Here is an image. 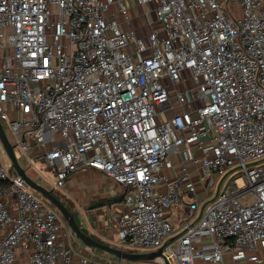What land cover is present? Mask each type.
<instances>
[{
  "label": "built area",
  "instance_id": "built-area-1",
  "mask_svg": "<svg viewBox=\"0 0 264 264\" xmlns=\"http://www.w3.org/2000/svg\"><path fill=\"white\" fill-rule=\"evenodd\" d=\"M131 2L160 26L137 32ZM1 120L54 189L83 168L122 186L119 249L264 264V0H0ZM171 149L207 185L183 166L157 191ZM182 194L192 198L174 226L166 213ZM63 229L0 158V264H129L75 247Z\"/></svg>",
  "mask_w": 264,
  "mask_h": 264
},
{
  "label": "crops",
  "instance_id": "crops-1",
  "mask_svg": "<svg viewBox=\"0 0 264 264\" xmlns=\"http://www.w3.org/2000/svg\"><path fill=\"white\" fill-rule=\"evenodd\" d=\"M38 152V149L33 147L31 149V155H34ZM166 160H169L171 165L166 163L163 165L161 173L165 177L156 187V190L159 192H165L167 189V183L170 182L174 177L182 173V167L185 166L186 170L189 172L190 177L193 181L198 183V172L196 165L193 163H182L178 153H175L171 149L168 153ZM39 179V178H38ZM37 179V180H38ZM69 185L66 189L72 191L75 197L74 204L77 205L76 209L73 212H76L78 207L82 209L79 215L80 224L78 223L81 230L97 239L98 241L110 245L112 247L119 248L118 246V237L116 235V224H115V215L122 210V186L115 183L110 177L106 174L97 171L92 168H83L75 172L65 181ZM200 189V187H197ZM118 196H121V200L113 202L104 203L100 208H91L89 210V205L100 199H113ZM200 197V194H198ZM192 197L188 195H181V200L178 204L173 205L166 213V218L174 225L177 226L183 219L186 211L187 204L191 201ZM72 210V209H71ZM81 225V226H80ZM71 231V230H70ZM72 232V231H71ZM63 229V233L71 244L75 247H83L84 245L78 239L75 240L72 237V233ZM0 230V237H1ZM79 241V242H78ZM117 244L116 245H114ZM94 249V248H93ZM101 257L100 255L96 254ZM21 256H19L20 258ZM105 258V257H101ZM106 259V258H105ZM112 259V258H111ZM156 264H159L157 261H153ZM15 264H23L18 260Z\"/></svg>",
  "mask_w": 264,
  "mask_h": 264
},
{
  "label": "rangeland",
  "instance_id": "rangeland-1",
  "mask_svg": "<svg viewBox=\"0 0 264 264\" xmlns=\"http://www.w3.org/2000/svg\"><path fill=\"white\" fill-rule=\"evenodd\" d=\"M130 4L132 6L130 14L132 16H135L134 19H133V25L136 26L137 32H140L141 35H145L151 30V28H150V26L148 24L149 20L152 22V25L154 27H159L160 26V24L156 21V18H155V15H154L153 11H150L149 15L147 16V12L145 14V6H138L137 4H134V2H131ZM147 7L150 8L149 4L147 5ZM137 14H138V18L136 17ZM114 17H115V19H117L119 21L122 18V16L119 15V14H116ZM121 26L124 27L123 25H121ZM145 42H147L146 39H145ZM184 85L185 86H189V87L192 88V84H191L190 81L184 82ZM192 92H194V88H192ZM4 107L7 109V111L10 113L11 116H14V111H13V109H12L10 104L4 103ZM169 113L170 112H168L167 114H169ZM1 124H2L3 130H4V132H5L6 136H7L10 144L14 145L15 144V139H14V137L12 135L11 130L9 129V127L7 126V124L3 120H1ZM13 151H14V154L16 156V159H17L19 165L25 170V172L27 173L28 176H30L31 178L36 179V180L40 177L41 179H38V181L42 185H44V187H46L47 189L52 190V192L58 198H60L61 201L66 206L71 208L73 211L76 209L77 205L74 204L75 197H74L72 191H68V189H66L67 186H69L67 183L65 185V189L66 190H64L63 188L61 189L62 191L59 190V189H54L53 188V182H54L55 178H54V176L52 174V171L47 170V167H46V165L43 162L35 161L34 165H31L29 162L25 163V162H23V158L25 156L24 153H22L16 146H14ZM0 158H1V161H2V163L4 165V167L7 170H10L11 162H10V160H9V158H8V156H7V154H6V152H5V150H4V148H3L1 143H0ZM228 179H229V177L221 182L220 188L223 186V184ZM208 181H209L208 177L202 178L200 181L198 180V186L200 188H203L205 185H207ZM236 183H237L238 186H242L244 184L243 178L238 175L236 177ZM64 191H65V193H64ZM35 194L38 195L37 192H35ZM212 196H213V194L211 193V195L209 197H206L205 199H208V198L210 199V198H212ZM241 199L245 200V202L248 203V202H250L252 200V196L249 194V195H246V196L242 197ZM89 210H92V209H89ZM81 211H82V209H80L78 207L77 211L74 212V216H75V218L77 220V223H79V224H80V219H79V215L78 214H80ZM63 221H64V219H63ZM64 230H65V232H67V231L71 232L65 221H64ZM72 237L75 240H77V238L74 236L73 233H72ZM114 245L117 246V244H115V243H114ZM126 250H129V251L134 252V253H146V252L152 251L153 249L152 248H141V247L133 248L132 247V248H126ZM93 252L95 254L100 255L101 257H105L106 259H109V260H111V258L114 259V257H112L113 255H111L109 253H106V252H104V251H102L100 249L94 248ZM124 261H126V260H124ZM126 262H128L129 264H156L153 261H140V262H135V263L129 262V261H126Z\"/></svg>",
  "mask_w": 264,
  "mask_h": 264
},
{
  "label": "water",
  "instance_id": "water-1",
  "mask_svg": "<svg viewBox=\"0 0 264 264\" xmlns=\"http://www.w3.org/2000/svg\"><path fill=\"white\" fill-rule=\"evenodd\" d=\"M0 143L2 144L10 162L14 169V171L40 196L53 205L56 210L60 213L61 217L66 222L68 228L73 232L74 236L81 241L84 245L89 246L91 248L100 249L106 253L114 255L118 259L126 260L129 262H140V261H155L157 257H161L163 260V264H169L168 260L162 253V247H159L155 251H149L146 253H133L127 252L122 249L112 247L110 245L104 244L97 239L85 234L79 225L77 224L74 216L68 210L66 205L56 197L50 189H47L42 185L38 180L31 178L27 175L25 170L19 165L16 156L13 151V145L10 144L4 130L2 124L0 122ZM112 200L113 202H117L121 200V196H118L113 199H100L97 201L92 202L89 205V209L96 208L99 206L104 205V203L109 202Z\"/></svg>",
  "mask_w": 264,
  "mask_h": 264
},
{
  "label": "trees",
  "instance_id": "trees-1",
  "mask_svg": "<svg viewBox=\"0 0 264 264\" xmlns=\"http://www.w3.org/2000/svg\"><path fill=\"white\" fill-rule=\"evenodd\" d=\"M51 192H52V190H51ZM53 193V192H52ZM54 194V193H53ZM55 195V194H54ZM56 196V195H55ZM57 197V196H56ZM67 208H68V210L71 212V214L74 216V212H73V210H71V208H69L68 206H66ZM74 218H75V216H74ZM75 220H76V218H75ZM76 222H77V220H76ZM78 224V223H77ZM93 249V248H92ZM112 257H114V259H117L114 255L112 256ZM133 263H135V262H133Z\"/></svg>",
  "mask_w": 264,
  "mask_h": 264
},
{
  "label": "flooded vegetation",
  "instance_id": "flooded-vegetation-1",
  "mask_svg": "<svg viewBox=\"0 0 264 264\" xmlns=\"http://www.w3.org/2000/svg\"><path fill=\"white\" fill-rule=\"evenodd\" d=\"M60 199V198H59ZM61 200V199H60Z\"/></svg>",
  "mask_w": 264,
  "mask_h": 264
},
{
  "label": "bare ground",
  "instance_id": "bare-ground-1",
  "mask_svg": "<svg viewBox=\"0 0 264 264\" xmlns=\"http://www.w3.org/2000/svg\"><path fill=\"white\" fill-rule=\"evenodd\" d=\"M40 195V194H39Z\"/></svg>",
  "mask_w": 264,
  "mask_h": 264
}]
</instances>
